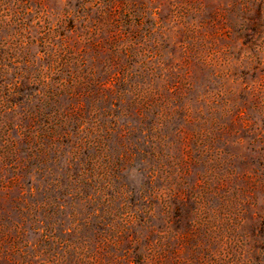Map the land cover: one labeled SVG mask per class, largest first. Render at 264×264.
<instances>
[{
    "label": "rangeland",
    "instance_id": "374dc122",
    "mask_svg": "<svg viewBox=\"0 0 264 264\" xmlns=\"http://www.w3.org/2000/svg\"><path fill=\"white\" fill-rule=\"evenodd\" d=\"M0 264H264V0H0Z\"/></svg>",
    "mask_w": 264,
    "mask_h": 264
}]
</instances>
